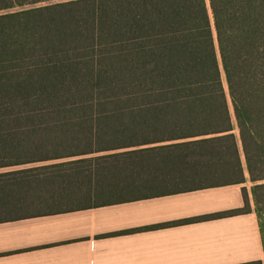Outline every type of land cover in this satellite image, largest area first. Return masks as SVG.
I'll return each instance as SVG.
<instances>
[{
    "label": "trees",
    "instance_id": "16d2710c",
    "mask_svg": "<svg viewBox=\"0 0 264 264\" xmlns=\"http://www.w3.org/2000/svg\"><path fill=\"white\" fill-rule=\"evenodd\" d=\"M0 170V223L248 175L264 248V0H0Z\"/></svg>",
    "mask_w": 264,
    "mask_h": 264
},
{
    "label": "crops",
    "instance_id": "0c3cea01",
    "mask_svg": "<svg viewBox=\"0 0 264 264\" xmlns=\"http://www.w3.org/2000/svg\"><path fill=\"white\" fill-rule=\"evenodd\" d=\"M246 178L244 184L2 222L0 264H264L253 184ZM243 188L251 212L193 220L243 209Z\"/></svg>",
    "mask_w": 264,
    "mask_h": 264
},
{
    "label": "rangeland",
    "instance_id": "374dc122",
    "mask_svg": "<svg viewBox=\"0 0 264 264\" xmlns=\"http://www.w3.org/2000/svg\"><path fill=\"white\" fill-rule=\"evenodd\" d=\"M0 172H1V170H0ZM250 185V183H248V186Z\"/></svg>",
    "mask_w": 264,
    "mask_h": 264
}]
</instances>
